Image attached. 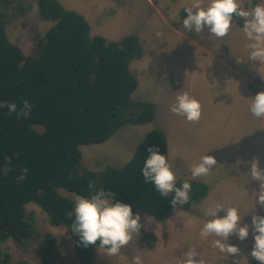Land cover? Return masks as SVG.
Segmentation results:
<instances>
[{"label":"rangeland","instance_id":"obj_1","mask_svg":"<svg viewBox=\"0 0 264 264\" xmlns=\"http://www.w3.org/2000/svg\"><path fill=\"white\" fill-rule=\"evenodd\" d=\"M42 0H4L0 13L6 14V35L20 48L24 56L36 55L35 46L54 23L38 15ZM64 9L76 11L90 25L93 36L107 42H118L135 35L141 57L130 63L138 87L134 101H146L156 107L154 121L146 125L128 124L100 145L81 146L82 170L101 173L108 167L120 168L152 129L162 130L168 144V159L176 181L188 179L208 186V196L190 211L175 210L164 222L141 213L142 227L133 234L129 244L116 256H107L105 249L93 251L90 264H133V257H141L143 264H185V253L194 250V260L203 264H260L250 253L254 245L251 217L264 216V208L257 203L258 181L252 180L250 165L239 163L258 159L264 169V118L250 112L246 92L264 91V63L249 59V41L243 26L232 20L227 36L218 39L207 28L200 33L183 27L179 13L192 0H54ZM210 0H203L207 7ZM264 0H243L241 6L250 10ZM242 64V65H241ZM243 68L238 72L236 85H224V72ZM247 75V76H246ZM246 79V80H244ZM239 86V87H238ZM187 92L201 105V117L192 123L184 116L172 113L170 105L176 97ZM41 131V128H37ZM255 132V134H252ZM204 155L213 156L217 164L207 176L193 178L190 168ZM75 201V196L60 191ZM216 203L225 208L236 207L241 226L249 225L248 237L241 241L235 234L224 243L235 245L237 255H227L214 247L215 235L201 237L204 223L212 219L206 210ZM33 216L36 236L22 244L12 241L0 243L14 264H47L37 251L38 241L46 234L55 239L50 258L52 264H80L73 251L67 231L49 224L47 216L35 204L26 205ZM218 216L225 215L219 211Z\"/></svg>","mask_w":264,"mask_h":264},{"label":"trees","instance_id":"obj_2","mask_svg":"<svg viewBox=\"0 0 264 264\" xmlns=\"http://www.w3.org/2000/svg\"><path fill=\"white\" fill-rule=\"evenodd\" d=\"M4 0H0V8ZM39 17L54 27L36 43V55L24 56L6 35V14L0 13V103L23 101L32 105L29 118H17L0 108V169L11 160V171H0V243L19 245L36 236L33 216L26 205H37L53 227H63L80 264H90L97 245L84 247L71 231L68 213L75 201L60 194L90 198L96 190L114 193L112 202L130 205L133 214H145L164 222L175 210L190 211L209 194L205 184L188 181L189 202L171 204L172 194L164 198L141 174L151 147L168 159L164 132L149 131L135 148L131 159L120 168L108 167L101 173L82 170L81 146L100 145L128 124L146 125L154 121L156 107L134 101L138 82L130 63L141 57L135 35L118 42H107L90 33L89 23L76 11L64 9L54 0H42ZM186 16L180 12V19ZM237 25L243 20L237 16ZM41 128V131L37 130ZM23 168L29 173L23 182L16 177ZM94 188H89V183ZM55 239L46 234L37 251L47 264ZM0 264H14L0 249Z\"/></svg>","mask_w":264,"mask_h":264},{"label":"clouds","instance_id":"obj_3","mask_svg":"<svg viewBox=\"0 0 264 264\" xmlns=\"http://www.w3.org/2000/svg\"><path fill=\"white\" fill-rule=\"evenodd\" d=\"M186 16L182 20L183 27L188 31L200 33L205 28L218 39L228 35L234 16L243 20L242 31L249 41L246 48L249 49V59L264 63V4H256L250 10L241 6L238 0H210L207 7L203 6V0H192L189 7L185 9ZM180 17V13H179ZM0 108H6L9 114H15L19 118H29L32 112V105L28 101H23L20 106L15 102L0 103ZM176 115H181L187 121L195 123L201 117L200 103L184 92L176 97V102L170 105L169 109ZM250 112L257 118H264V91L258 92L251 99ZM150 155L144 161L141 174L145 183H152L155 190L161 197H168L172 194L171 204L173 208L177 204L184 205L189 202V192L192 186L188 181H184L180 187L176 186V177L164 155L158 153L153 148L148 149ZM239 163L250 165V175L252 180L260 184L259 193L255 194L257 203L264 208V169L258 167V159L253 157L251 161H241ZM217 164L216 159L211 155H204L197 164L190 168L193 178L209 175L212 167ZM4 175L11 171V160H6L3 169ZM29 173V169L23 168L16 177L18 183L23 182ZM94 184L89 183V188H94ZM114 193L104 189L96 190L90 198L77 196L73 210L68 213L72 220L71 231L78 237L79 243L84 247L97 245L100 249L106 250L107 256H116L121 249L129 244L133 234L139 235L142 225L139 223V214H133L132 208L128 204L112 202ZM219 211H224L225 215H217ZM212 217L204 223L200 230L201 237L215 235L221 239L213 241L214 247L227 255H237L238 247L224 243L228 237L235 234L241 241L249 235V225L241 226V216L236 207L225 208L223 204L216 203L209 207L205 213ZM254 245L250 255L264 264V216L253 214L251 217ZM187 259L185 264H203L201 260H194L197 255L194 250L185 253ZM133 264H143L141 257H133Z\"/></svg>","mask_w":264,"mask_h":264},{"label":"crops","instance_id":"obj_4","mask_svg":"<svg viewBox=\"0 0 264 264\" xmlns=\"http://www.w3.org/2000/svg\"><path fill=\"white\" fill-rule=\"evenodd\" d=\"M238 2L243 3V0H238ZM241 65H239L240 71H238V70H229L228 72H224V74L226 76V81H225V83L223 81H221V83H222L221 85L222 86L229 85V84L236 85L238 79H243V78L239 77L240 75L238 73V72L244 73V71H243L244 69L241 68ZM244 80H246V79H244ZM238 81H240V80H238ZM246 93H247L246 94V99H247L248 103H251V99L254 98V96H253L254 94L249 92V91H247ZM252 134H255V132H253Z\"/></svg>","mask_w":264,"mask_h":264}]
</instances>
